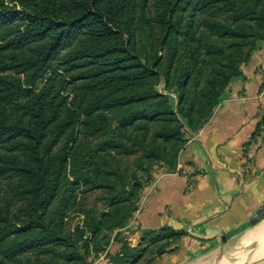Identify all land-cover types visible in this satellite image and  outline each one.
Wrapping results in <instances>:
<instances>
[{
	"label": "trees",
	"instance_id": "trees-1",
	"mask_svg": "<svg viewBox=\"0 0 264 264\" xmlns=\"http://www.w3.org/2000/svg\"><path fill=\"white\" fill-rule=\"evenodd\" d=\"M107 1L53 0L51 12L40 8L35 2L31 11L25 9V19L21 20L13 16L15 5L21 0H0V25L11 19L6 27H0V50L13 49L8 55L9 62L0 63V106L11 104L17 114L14 120L6 116L0 117V177L23 176L31 181V187L21 193L20 200L37 205L38 208L43 205L40 198L45 194H48L49 204L58 194L57 185L55 187L49 185V170L58 158L54 152L75 126L76 117L80 115L79 111H72L66 107V100L59 92L53 91L47 85L41 87L40 84L54 69L56 58L62 52L75 48L81 36H88L90 47L64 57L66 64H71L67 71L78 66L86 68L83 78L107 81L106 86L102 87L103 90H107V98L103 102L93 99L96 94L100 95L96 91L94 95L88 96L90 97L88 100H83L85 104L87 101V105H83V113L88 118L83 126L99 131L97 122L103 118V113L123 109L125 113L119 126L120 141L115 145L113 142L106 144L108 146H103V151L118 150L126 157L143 154L146 163H159L168 172H174L179 155L177 148L184 145V131L189 134L197 133L210 120L231 80L241 76L240 66L248 60L251 55L249 53L255 47L251 40L256 32L251 23H256V28L264 31V15L261 13L251 17V13H247L246 10L244 13L237 10L236 20L241 25L223 27L213 25L209 21V16L214 10L221 9L222 1L229 3L228 0H214L203 6V12L198 15L204 16L210 34L221 33L222 29V37L230 41L224 52L229 51L230 55L228 62L219 65L207 82V91L196 112V115L204 116V120L197 130H193V117L186 111L187 83L191 79L189 69L181 73L174 82L175 88L179 91L176 104L169 93H161L157 88L161 82L166 89H169L171 84L173 67L179 53L175 37L169 43L167 55L160 57L159 53L165 52L164 45L176 28L172 18L183 0H156L155 7L162 13L153 19L148 17L150 0H141L134 6H137L140 17L147 20L149 24L147 27L155 26L159 29V35L156 37L159 48L154 44L156 39L151 41L150 49L143 51L142 57L131 49L130 43L133 41L131 33L124 39L108 27L109 24L121 30L120 23L114 15L103 7ZM242 4L247 9L249 2L242 0ZM66 14L72 16L66 18ZM147 37L154 38L151 32ZM260 39L264 41V33ZM203 47L202 40L197 37L196 32L186 39L185 54L190 67L197 62ZM21 50H25L27 55L22 57L19 52ZM247 51L249 53H244ZM12 71L24 75V80L19 81L3 75ZM121 92H125V95H118ZM130 131L135 132L137 137H132ZM151 143L153 145L150 148ZM66 161L64 157V162ZM143 171H148L146 182L142 183L138 178L131 187L128 184L125 186L127 178L124 173H116L114 176L123 186L119 197L110 201L108 213H104L97 221L91 220L87 228L77 227L76 234L65 231L67 224L64 217L56 226L44 228L42 213L37 215L36 219H31L24 226V231L10 230L0 235L2 243L12 236L29 232L10 249L9 260L15 264H90L88 260L92 252L103 253L110 243L105 237L101 240L97 238L101 229L111 220L116 221L115 228H124L125 222L137 210L139 194L151 177L148 167H144ZM98 175V172L95 174L91 172L89 175L75 178L76 189L80 188L78 184H81L87 187L84 193L99 188L117 191L113 184L97 186L95 182ZM60 176L61 174L57 178ZM1 214L0 210V225L8 224V217ZM149 233L152 235L150 243L153 246L163 244L159 245L155 252L158 258L165 253L176 251V247L171 249V246L186 235L185 231H176L170 227ZM120 243L121 248L115 255L108 254L110 264L130 262L138 264L148 252L146 247L134 249L124 240ZM60 248L67 249L70 253L64 256L53 255L59 252ZM29 253H36L33 255L36 258L24 259Z\"/></svg>",
	"mask_w": 264,
	"mask_h": 264
},
{
	"label": "rangeland",
	"instance_id": "rangeland-1",
	"mask_svg": "<svg viewBox=\"0 0 264 264\" xmlns=\"http://www.w3.org/2000/svg\"><path fill=\"white\" fill-rule=\"evenodd\" d=\"M72 1L78 2L81 0ZM140 1L141 0H108L103 7L106 11H109L114 15V18L120 23L121 30L115 29L114 26L109 24L108 27H110L113 32L121 35L124 39H127L128 34L131 33L133 35V41L130 43L128 40V44L130 43L131 49L135 50L139 57H142L143 51H148L150 49L151 41H155L156 39L154 44L159 48V41L156 38L159 35V29L155 26L147 27V20L140 17L137 12V6L134 7L139 4ZM213 1L214 0H183L177 9V13H175L172 18L176 23V28L169 37L167 44L164 45L166 46L165 52L162 51L159 53L160 57L167 55L169 43L173 37H175L178 43L179 53L175 66L173 67L171 84L169 89H166L163 82H161L157 88L161 93H169L174 104H176L178 102L179 91L175 88L174 82L181 73L189 69L191 79L189 83H187L188 93L186 98V111L191 113V116L193 117V130H197L204 120V116L196 115V112L200 108L202 97L207 91V82L211 79L212 72L219 65L228 62V56L230 55L229 51L224 52L230 41L226 37H222V29L221 33L215 35L210 34L204 16L198 15L200 12H203V6L207 5L206 3ZM35 2L40 5V8L49 10V12L52 11L53 0H21L19 4L15 5L13 16L21 20L25 19V9L31 11ZM228 2L229 3H224L222 1L220 4L221 9L214 10V12L210 14L209 21H211L213 25L223 27H226V25L227 27L240 26L241 24L236 20L237 18L235 15L237 10L241 12L243 11V13L246 10L247 13H251V17H256L259 13L264 15V0H248L249 4H247V9L244 8L242 0H228ZM155 5L156 0L149 1L148 17L150 19H153L156 15H161L159 13H162L157 11ZM161 11L164 10L161 9ZM71 16V14L65 15L66 18H70ZM10 20L11 19H7L4 21L0 27H6ZM251 24L256 32L251 40V43L255 44L253 49V51H255L257 45L264 43V41L260 39L264 31L258 30L256 28V23L252 22ZM149 32L152 33L154 37L153 39L147 37ZM193 32H196L197 37L201 38L204 47L199 53L197 62L193 63L192 67H190L186 58L185 47L186 39ZM79 40L80 42L75 48L62 52L61 55L56 58L54 69L51 70L43 83L40 84L41 87L47 85L52 88L53 91L59 92L61 97H64L66 100V107L72 111H79L80 113V115L76 117L77 122L75 126L57 146L54 153L58 158L54 161L51 170H49V185L52 187L57 185L58 194L50 204L48 203V194H45V196L40 198L43 205L38 208L37 205L34 206L28 204L26 201L20 200L21 193L31 187V181L23 176H15L11 178L0 177L1 215L8 217L7 219L9 221L8 224L0 225L1 236L10 230L22 229V231H24V226L31 219H36L35 217L42 213V218L44 219L43 223L45 225L44 228L46 229L61 223L63 217L67 224L65 227L67 233H75L77 227L83 229L87 228V225L91 220L94 219V221H97L104 213H108L110 201L115 197H119L118 195L122 191L123 186L120 180L114 176L116 173H124L125 178H127L125 186L127 187L128 184V186L131 187L135 179L138 180V178H140L142 183H145L148 179V171H143L144 167H148L149 170L152 171L154 166L157 165L153 162L150 164L146 163L142 156L143 154L126 157L118 150H111V152H109V150L103 151V146H108L106 144L113 142L115 145L120 141L121 128L119 126L120 120L125 113L123 109L103 113V118L97 122L100 127L99 131H93L92 129L83 126L88 120L83 113V105L86 106L87 101L85 104L83 100H88L90 98L88 96L94 95V92L96 91L102 96L99 97L100 95L96 94L93 99L103 102L105 98H107V90L104 89V91L102 87L106 86L107 81H102V79L90 80L83 78L86 68H80L78 66H75L73 70L69 69V71H67L68 68L71 67V64H66L64 57L68 56L70 53L90 47V44H88V36H81ZM253 51L250 53L249 51L244 53L252 54ZM12 52V48H7L3 51L0 50V63L9 62L8 55ZM19 52L22 57L27 55L25 50ZM3 75L19 81L24 80V75H18L14 71ZM110 81H108V83ZM118 95L124 96L125 92H121ZM79 108H81V110ZM1 116H6L11 120H14L16 119L17 114L14 107L11 104L6 103L0 106V117ZM130 133L132 137H137L135 132L130 131ZM193 134H195V132L189 134L184 131V145L177 148L179 149L178 154H180L181 149L186 145ZM149 145L151 148L153 144L151 143ZM173 151L174 150H172L171 153H173ZM109 153L111 154L109 155ZM64 157L67 159L66 162H64ZM91 172L93 174L98 172L99 174L95 182L97 186L99 185L102 187L113 184L116 186L117 191L99 188L84 193L87 187L81 184H78L80 185V188L76 189L77 180L75 178H79L86 174L89 175ZM60 174L61 176L57 178ZM35 207H37V211H35ZM136 214L137 210L132 214V217L125 222L126 225L124 228H115L114 225L116 224V221L111 220L107 223V226L101 229L97 238L101 240L105 237L110 242L105 252L109 251L108 249L112 243H119L121 245L120 241L124 240L134 249L139 247H146L148 249V252L143 255V258L138 264H214V262L221 261L236 263L241 260L239 257L240 255H248L249 257L243 262L244 264H253L252 259H256L255 257L257 253L262 248L259 243L240 249H235L233 245H229L226 246L224 255L209 253L208 255L202 256L193 255L188 258L178 257L172 260L169 258V255H166L168 253H165L158 258L156 257L155 252L162 243L153 246L150 243L152 235L149 232H159V229L149 230L141 229L140 227H133L131 222L134 221ZM28 233L29 232L12 236L6 241L0 243V264H15V262L9 260L8 252L14 245L23 240ZM76 237H78V235H76ZM177 244L178 241L171 246V249L175 248ZM68 253H70L69 250L60 248L59 252H56V254L53 255L64 256L68 255ZM94 254L96 253L92 252L91 255ZM108 254L111 255L110 253H107V255H105L107 258ZM26 255L29 256H25L24 259H26V257H29L32 260L36 258L33 256L36 255V253H29ZM105 256H103L102 259L98 256L100 261L97 259V262H99L97 264H109L110 261L108 262ZM88 261L91 263L90 258Z\"/></svg>",
	"mask_w": 264,
	"mask_h": 264
},
{
	"label": "crops",
	"instance_id": "crops-1",
	"mask_svg": "<svg viewBox=\"0 0 264 264\" xmlns=\"http://www.w3.org/2000/svg\"><path fill=\"white\" fill-rule=\"evenodd\" d=\"M240 71L210 120L180 151L176 170L156 163L139 194L133 227L186 232L176 251L166 254L172 260L224 255L226 246L255 243L262 247L257 255L264 253V219L252 220L264 197V43ZM120 247L112 243L110 252L92 255L90 264Z\"/></svg>",
	"mask_w": 264,
	"mask_h": 264
},
{
	"label": "bare ground",
	"instance_id": "bare-ground-1",
	"mask_svg": "<svg viewBox=\"0 0 264 264\" xmlns=\"http://www.w3.org/2000/svg\"><path fill=\"white\" fill-rule=\"evenodd\" d=\"M264 226V225H263ZM261 233V232H260ZM246 236V235H245ZM240 254V253H239ZM236 255V254H235ZM235 255H231V256H235ZM230 256V257H231ZM239 256V255H238ZM258 256V255H257ZM240 261L236 262V263H231L229 261H221V262H214V264H242L246 258H249L248 255H240ZM264 257V253L262 255H259L256 259H252L253 264L260 258ZM239 259V258H238ZM251 262V261H250ZM244 264V263H243Z\"/></svg>",
	"mask_w": 264,
	"mask_h": 264
},
{
	"label": "built area",
	"instance_id": "built-area-1",
	"mask_svg": "<svg viewBox=\"0 0 264 264\" xmlns=\"http://www.w3.org/2000/svg\"><path fill=\"white\" fill-rule=\"evenodd\" d=\"M264 219V197H263V203L260 209H258L253 215H252V220L254 222H259Z\"/></svg>",
	"mask_w": 264,
	"mask_h": 264
},
{
	"label": "water",
	"instance_id": "water-1",
	"mask_svg": "<svg viewBox=\"0 0 264 264\" xmlns=\"http://www.w3.org/2000/svg\"><path fill=\"white\" fill-rule=\"evenodd\" d=\"M254 264H264V257L258 259Z\"/></svg>",
	"mask_w": 264,
	"mask_h": 264
}]
</instances>
